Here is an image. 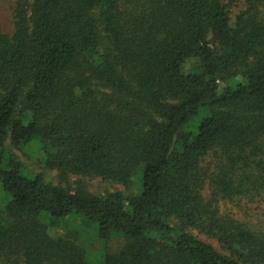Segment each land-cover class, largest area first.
<instances>
[{"label": "trees", "instance_id": "1", "mask_svg": "<svg viewBox=\"0 0 264 264\" xmlns=\"http://www.w3.org/2000/svg\"><path fill=\"white\" fill-rule=\"evenodd\" d=\"M12 17L0 264H264L247 212L264 205V0H13ZM36 151L61 183L125 190L56 186L16 154Z\"/></svg>", "mask_w": 264, "mask_h": 264}, {"label": "rangeland", "instance_id": "2", "mask_svg": "<svg viewBox=\"0 0 264 264\" xmlns=\"http://www.w3.org/2000/svg\"><path fill=\"white\" fill-rule=\"evenodd\" d=\"M12 7H13V0H0V25L3 31L7 34H12L14 31ZM16 154L28 166L29 169L33 170L36 173H42L47 181L51 182L56 186L61 185L63 187L73 188L78 180H83L86 186L88 187L89 191L95 195L101 196L108 192L125 190L124 187L119 184L107 182L100 178L81 179L79 177L72 176L69 178L68 183H61L60 179L58 178V173L56 171H48L44 169V167L37 162L39 158L38 151H36V155H35L36 157L33 156L32 159L29 158V155L27 156L26 154H23L21 152H16ZM137 176H139L138 170L134 173L133 176L134 180L133 183L131 184V188L133 192L137 191V181H136ZM0 204H2L1 201ZM226 209H230L231 212L237 214L238 217L242 216L238 212V210L231 205H228ZM247 212L248 215L250 216L249 219L251 220V222H253V224L264 225V205L258 203L250 204L247 208ZM80 223H81L80 221L76 222L78 226L82 225ZM61 233L62 232H60V234ZM193 234L196 237H198L200 240L205 241L210 245H212L221 254L227 255V252L221 248L220 244L217 241L213 239H209L208 237L201 235L197 232H193ZM83 236L84 239H86L87 241L89 240V245L91 249H93L94 251L99 249V243L97 242L96 238L91 232H89L88 230H84ZM123 245H124V241L122 239H115L110 243V249L112 252H118L123 247Z\"/></svg>", "mask_w": 264, "mask_h": 264}]
</instances>
